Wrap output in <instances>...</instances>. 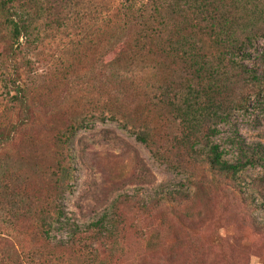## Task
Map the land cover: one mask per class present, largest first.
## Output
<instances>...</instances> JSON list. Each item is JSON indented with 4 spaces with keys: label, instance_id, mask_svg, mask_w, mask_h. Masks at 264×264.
<instances>
[{
    "label": "rangeland",
    "instance_id": "obj_1",
    "mask_svg": "<svg viewBox=\"0 0 264 264\" xmlns=\"http://www.w3.org/2000/svg\"><path fill=\"white\" fill-rule=\"evenodd\" d=\"M38 1L47 7L54 3L57 8L51 15L43 14L35 35L27 42L28 55L39 73V82L31 84L30 91L41 94L34 102L33 122L20 127L17 111L0 119V124L5 120L9 125L4 132L12 135L0 151V264H48L47 259L59 256L38 233L33 212L50 200L56 135L64 126L85 118L88 120L72 137L65 158L58 156L72 176L61 199L68 224L53 228V244L69 241L70 225L83 227L108 212L124 224L117 230L118 246L129 252L122 264H138L145 258L146 264H154L156 251L174 255L173 264H264V184L259 182L264 166L254 161L240 174L245 183L243 200H233L225 191L206 206L214 197L209 195L215 187L208 185L206 192L198 191L199 186L214 179L206 163V145L193 159L174 148L171 136L163 137L155 148L164 151L159 158L116 110L101 114L103 107H115L109 102L115 91H102L101 87L107 63L117 53V48H105L97 41L98 4L102 0ZM57 18H64L65 25L59 26ZM261 28L239 56L259 77V91H235L245 95V103L234 108L229 121L213 138L231 162L245 159L246 154L256 156L258 146L264 145L263 23ZM183 72L165 67L159 76L180 82ZM1 74L0 60V116L6 107ZM30 75L25 68L23 78L28 83ZM140 105L131 106L128 99L122 108L128 106L136 119L142 118L140 123L146 114V123H151L154 114L142 112ZM161 127L162 134L173 131ZM150 130L158 134L157 126L151 124ZM203 170L212 178L200 181ZM228 182L223 187L229 188ZM16 196L19 213L11 205ZM29 204L33 210L25 218L23 208ZM39 240L45 248L40 249Z\"/></svg>",
    "mask_w": 264,
    "mask_h": 264
},
{
    "label": "trees",
    "instance_id": "obj_2",
    "mask_svg": "<svg viewBox=\"0 0 264 264\" xmlns=\"http://www.w3.org/2000/svg\"><path fill=\"white\" fill-rule=\"evenodd\" d=\"M102 2L98 4L97 41L105 48H117V53L107 63L101 87L102 91H115L114 97L109 99L115 107L109 110L103 107L101 114L116 110L121 119L126 120L125 125L159 158L164 151L160 153L155 148L157 143L161 144L163 137L171 136L174 148L191 158L199 155L200 147L206 145L209 148L206 163L214 179L207 180L198 191L206 192V186H215L209 195L214 197L206 201V206H210L212 199L219 198L225 191L233 200H243L241 195L245 193V183L240 174L254 161L264 166V145L258 146L256 156L246 154L245 159L231 162L225 159L221 145L215 144L213 138L229 121L234 108H241L245 103V95L235 91H259V77L242 63L239 56L262 32L264 0ZM54 5L52 3L47 7L38 0H0L1 77L6 100L0 119L17 111L20 127L33 122L34 102L41 95L30 91L31 84H38L36 76L39 73L28 55L27 42L30 36L35 35L43 14L51 15L52 10L57 8ZM57 22L59 26L65 25L64 18H57ZM165 67L172 68L174 72L183 70L181 81H174L170 76L161 78L159 73ZM25 68L31 74L28 76L31 83L23 78ZM155 91L160 93L157 95ZM128 99H131V106L147 102V106L140 105V110L151 111L153 121L146 123V114L142 113L145 122L140 123L142 118L136 119L128 106L124 110L123 104L126 105ZM87 120L66 125L56 135L53 148L56 168H53V177H50L53 179L52 188L48 191L50 200L33 212L38 233L40 231L47 246L59 255L47 259L48 264L50 261H54L51 264H56L55 261L63 264H122L129 253L122 245L118 246L117 230L124 224L114 220V215L108 212L83 227L77 225L72 228L73 225H70L69 241L57 244L51 241L53 228L68 224L61 199L72 176L70 168L58 156L65 158L72 137ZM4 121L0 124V151L12 138L11 133L4 132L5 126H9ZM151 124L157 126L158 134L150 133ZM162 125L174 132L162 134ZM203 173L200 181L212 178L204 170ZM226 180L229 181V188L223 187ZM260 181L264 184V173L259 177ZM39 199L41 201L42 196ZM12 202V207L19 213L18 197H14ZM240 204L247 207L245 202ZM23 210L25 218H28L33 208L29 204V208L25 206ZM39 242L40 249L45 248L41 240ZM12 252L16 254L17 251L12 249ZM66 255L68 258L64 261ZM174 258L172 254L156 251L154 264H173ZM18 260L21 261L20 258ZM146 261L147 258L139 259L138 264H146Z\"/></svg>",
    "mask_w": 264,
    "mask_h": 264
}]
</instances>
